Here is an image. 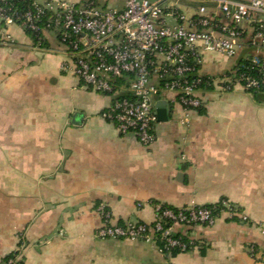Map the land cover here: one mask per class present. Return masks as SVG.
<instances>
[{"label":"crops","instance_id":"obj_1","mask_svg":"<svg viewBox=\"0 0 264 264\" xmlns=\"http://www.w3.org/2000/svg\"><path fill=\"white\" fill-rule=\"evenodd\" d=\"M149 1L191 17L201 0ZM3 35L14 43L0 46V264L10 255L23 264H264L250 255L253 245L264 254V102L219 82L202 93L199 111L167 94L157 140L145 147L103 119L112 97L61 70L65 55L53 35L40 46L0 23ZM235 65L207 53L201 73L220 81ZM223 201L248 220L224 214L211 227L175 226L197 242L190 253L163 255L151 243L96 235L100 204L114 224L152 225L154 204Z\"/></svg>","mask_w":264,"mask_h":264},{"label":"built area","instance_id":"obj_2","mask_svg":"<svg viewBox=\"0 0 264 264\" xmlns=\"http://www.w3.org/2000/svg\"><path fill=\"white\" fill-rule=\"evenodd\" d=\"M203 1L188 17L149 0H125L120 10L95 0H0V23L4 29L21 27L40 46L53 35L65 55L61 70L77 77L81 87L113 98L103 119L150 147L157 140V104L167 94L185 111H199L202 93L219 82L224 91L241 87L264 102V1L215 0L211 7ZM13 43L10 35L0 38V46ZM207 53L235 59V68L220 81L202 75ZM154 210L152 225L114 224L100 204L96 235L151 243L163 255L185 254L198 244L175 234V226L211 227L224 214L248 220L227 201L181 209L157 203ZM250 255L264 261L255 245ZM22 263L14 255L3 264Z\"/></svg>","mask_w":264,"mask_h":264},{"label":"water","instance_id":"obj_3","mask_svg":"<svg viewBox=\"0 0 264 264\" xmlns=\"http://www.w3.org/2000/svg\"><path fill=\"white\" fill-rule=\"evenodd\" d=\"M166 107H167V103L165 101H160L157 104L159 122H161L162 120H165L166 118V111H165Z\"/></svg>","mask_w":264,"mask_h":264},{"label":"trees","instance_id":"obj_4","mask_svg":"<svg viewBox=\"0 0 264 264\" xmlns=\"http://www.w3.org/2000/svg\"><path fill=\"white\" fill-rule=\"evenodd\" d=\"M258 102H263L262 99L260 97H254ZM210 207V206H208ZM173 255H177L176 253H174ZM14 255H10L8 258L5 259V261L3 263H5L8 259L12 258ZM2 263V264H3ZM23 264V263H22Z\"/></svg>","mask_w":264,"mask_h":264},{"label":"rangeland","instance_id":"obj_5","mask_svg":"<svg viewBox=\"0 0 264 264\" xmlns=\"http://www.w3.org/2000/svg\"><path fill=\"white\" fill-rule=\"evenodd\" d=\"M69 1V0H68ZM123 0H109V6H112L115 4V2L117 3H121ZM104 1H101V3H103Z\"/></svg>","mask_w":264,"mask_h":264}]
</instances>
